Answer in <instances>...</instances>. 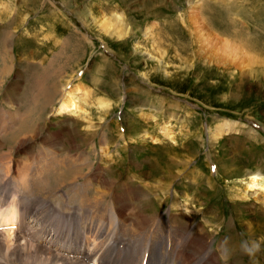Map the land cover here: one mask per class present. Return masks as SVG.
I'll list each match as a JSON object with an SVG mask.
<instances>
[{
    "label": "rangeland",
    "instance_id": "374dc122",
    "mask_svg": "<svg viewBox=\"0 0 264 264\" xmlns=\"http://www.w3.org/2000/svg\"><path fill=\"white\" fill-rule=\"evenodd\" d=\"M198 3L218 39L264 56V0H0V183L16 173L17 187L113 240L164 245L171 234L173 250L186 247L182 264H264V193L241 199L247 174L264 175V65L205 55L188 25ZM115 12L120 37L98 23ZM78 86L90 95L79 115L59 116ZM104 97L114 105L101 114ZM224 121L232 133L210 139ZM10 232L0 264H84ZM245 241L259 249L244 252Z\"/></svg>",
    "mask_w": 264,
    "mask_h": 264
},
{
    "label": "bare ground",
    "instance_id": "6f19581e",
    "mask_svg": "<svg viewBox=\"0 0 264 264\" xmlns=\"http://www.w3.org/2000/svg\"><path fill=\"white\" fill-rule=\"evenodd\" d=\"M102 19H99L98 23H100L101 25V30L103 31V33L105 32H108L110 30H115L116 31V35H118V37L122 36L123 34H126L127 32V28L125 27V22H124V17L122 15H120V13H113L111 18H106V17H101ZM189 23L188 25H190V28L192 30V33H193V36L194 38L197 40V43L200 44V47L202 48V50H204L206 52L205 55H210L211 57L214 56V58H219L221 59V63L222 61H225V62H228L229 64L235 66L236 68L238 67V65L240 64H247L249 65V62L251 63H254V64H261V65H264V56H257L255 55L254 53H251L247 50V48L242 44L240 45L238 40H230V39H227V40H220V38L218 39L216 36V34H214L213 32H210L208 30V27L205 25V22H203V16L201 14V4L198 3L196 4V6H194L192 8V12L190 13L189 15ZM188 21V20H187ZM127 23V22H126ZM127 26V25H126ZM77 32V31H76ZM78 33V32H77ZM150 35L152 37V39H154V41L157 42L156 38L158 37L156 32L153 33L152 32V29L150 30ZM201 52V51H200ZM203 54V53H201ZM216 58V60H217ZM105 60V59H104ZM107 61V60H105ZM108 62V61H107ZM110 63V62H109ZM112 64H110L109 66H111ZM245 65V66H247ZM114 67V65H112ZM244 67V65H242ZM116 69V67H115ZM57 89H58V86H56L53 90L54 93H57ZM49 93V92H48ZM78 93L80 94V96L78 95ZM66 98L61 101V104L58 108V112H59V115H63V114H69V115H79L80 113V102L82 100H86L90 95L85 92V91H81L79 86L72 92H68L66 94ZM119 96V95H117ZM46 99V97L44 98ZM50 98H48V101H49ZM99 106L100 109L102 110L101 114H103L104 112L105 113H108L109 111V108L112 107L113 108V105L114 103L112 102V99L108 98V97H104V98H99ZM127 99V98H126ZM51 102V101H50ZM48 103V102H47ZM11 104V103H10ZM47 106V104H45ZM45 105H43V107H45ZM49 105V104H48ZM13 107V106H12ZM44 110V109H43ZM40 111V110H39ZM40 113V112H39ZM103 118V117H102ZM33 122V121H32ZM31 122V123H32ZM28 124L25 128H24V131H27L28 132V129H30V125L32 124ZM235 124H233L232 122L230 121H224L223 124L219 125V126H215V128H211V131L210 133L212 134V140H217L219 137L225 135V134H228V133H232L231 131L233 130ZM165 129V128H164ZM210 130V129H209ZM235 130V129H234ZM26 135V134H25ZM28 135V134H27ZM168 135V129L167 130H164V136L166 137H169L167 136ZM24 136V134H23ZM31 136V134H30ZM22 137V136H21ZM20 137V138H21ZM26 138V136H24ZM28 137V136H27ZM29 138V137H28ZM23 139V138H22ZM30 139V138H29ZM153 142H154V145H159L160 142L159 140H155V139H152ZM17 142V140H16ZM19 142V141H18ZM24 142V141H23ZM17 144V143H16ZM19 144V143H18ZM20 145V144H19ZM24 146V145H23ZM54 148V146L56 145H52ZM14 147V146H13ZM17 148V146H16ZM50 148V147H49ZM14 149V148H12ZM53 150V149H52ZM1 155V153H0ZM4 155V154H3ZM172 161H170L169 163H171ZM33 164L36 163V162H32ZM34 167V165H33ZM171 167V165H170ZM168 167V170L165 171V178L166 180H168L167 182L168 183H158L157 186H162L163 187V190L165 189H169V186H170V181H171V178H173V170ZM247 178L245 179V185H247L246 189H245V193L244 195H242L241 199H244L247 194L249 193H252V192H249V191H258L260 189V191H262L264 193V175H262L261 173H255V174H247L246 176ZM31 180V181H30ZM28 180V183H32V179ZM103 180V179H102ZM94 182V181H93ZM103 182V181H102ZM107 182V181H106ZM98 183V182H97ZM108 184V183H107ZM157 184V183H156ZM18 185V181H17V175L16 173H12L10 176H9V182L7 183H0V189L5 187V188H8L10 190H14L13 192V195L15 196L17 194V192H27L19 187H17ZM104 185V184H103ZM160 189V188H159ZM100 190V189H99ZM130 190V189H129ZM115 192V191H114ZM249 192V193H248ZM29 193V192H28ZM260 193V192H259ZM105 194V193H103ZM120 194V193H119ZM102 195V193H101ZM253 195V194H252ZM114 196V194H113ZM131 202L135 201V200H138V198L136 197V195H134L132 198H130ZM126 201V200H125ZM36 205H34V208L35 210L39 209L38 213H37V218L39 220H45L46 217L45 215L48 216L49 212L51 211L52 212V215L54 217L55 220H64V221H69L68 223H71L72 225H74L75 223H77L78 221H75V220H78V218H76L77 216L74 214V215H66V216H63L61 215L59 212H56V211H53L51 209H49V205L46 201H41V200H37V203H34ZM119 205V204H118ZM97 206V205H96ZM127 206V205H126ZM132 207V206H131ZM136 208V207H135ZM134 208V209H135ZM117 209V208H116ZM137 209V208H136ZM128 211V210H127ZM134 211V210H132ZM121 212V216L122 218L124 219V223H127L128 222V219L129 217L127 216L128 214L125 213V211H120ZM46 213V214H45ZM129 213H131V211H129ZM143 214V213H142ZM130 216V215H129ZM133 219V215H131ZM130 216V217H131ZM135 216V215H134ZM141 217V215H139ZM145 216V215H144ZM172 216V215H171ZM177 216V215H176ZM173 217V216H172ZM138 218V217H137ZM142 218V217H141ZM140 218V219H141ZM145 218V217H144ZM144 218H142L143 220H145ZM153 218V217H152ZM151 218V219H152ZM118 219V218H117ZM147 219V218H146ZM130 221V220H129ZM89 222V221H88ZM118 222H119V219L118 221L116 222V226H118ZM141 222V221H140ZM155 222V221H154ZM120 223V222H119ZM135 223V222H134ZM156 223V222H155ZM176 223V222H175ZM105 224L108 225L109 224V217L106 215L105 216ZM151 224V223H150ZM135 225V224H134ZM163 225V224H162ZM173 225V224H172ZM178 225V224H177ZM130 227V225H128ZM145 226V225H144ZM147 226V225H146ZM159 226V225H158ZM76 227V226H75ZM91 227V226H90ZM120 227V225H119ZM152 227V226H151ZM134 228V227H133ZM144 228V227H143ZM138 229V228H136ZM140 229V228H139ZM134 230V229H133ZM144 230V229H143ZM147 230V229H146ZM151 230V229H150ZM190 230V229H189ZM200 230V229H199ZM138 231V230H137ZM140 231V230H139ZM142 231V230H141ZM8 232V231H6ZM5 232H0V235L3 234ZM15 233V232H14ZM36 233V232H35ZM139 233V232H138ZM203 233V232H202ZM8 234V240L10 241L12 236H13V233L10 232V233H7ZM196 234V232H195ZM107 235V234H105ZM174 235V234H173ZM191 235V234H190ZM25 235H23L24 237ZM104 236V235H103ZM108 236V235H107ZM152 236V235H151ZM168 236L171 237V234H167V239L165 240L164 239V246L166 247H169L171 250H173V244H172V239L169 238ZM176 236V235H175ZM120 237L121 238V241L123 240L121 235L119 236H115L114 235V240L116 242H118L117 238ZM188 237V236H187ZM191 237V236H190ZM76 238H78L76 236ZM193 238V237H192ZM195 238V237H194ZM18 241V240H17ZM118 242V243H121ZM194 241V240H193ZM198 242V241H197ZM212 242V241H211ZM146 243L148 244H154V238L152 239L151 237L146 241ZM189 243V242H188ZM195 243V242H194ZM204 243V242H203ZM123 244H127V241L124 242ZM198 244V243H197ZM195 244V245H197ZM202 244V243H200ZM199 244V245H200ZM212 244V243H211ZM205 245H207L205 243ZM178 248L177 250H173L174 252H176L177 254L181 255L182 256V259L183 261L185 260L184 258V255L186 253V247L185 246H182V244H178L177 245ZM176 248V247H175ZM200 248V247H199ZM202 248V247H201ZM206 248V247H205ZM37 250V249H36ZM192 251V250H191ZM193 252V251H192ZM195 252V251H194ZM199 253V252H198ZM191 254V253H189ZM195 254V253H194ZM200 254V253H199ZM218 254V253H217ZM26 255V254H25ZM198 255L197 253L194 255L196 256ZM215 257V256H214ZM65 258V257H63ZM199 258H201V256H199ZM220 258V257H219ZM209 257H205L203 262L202 263H205L207 264V261H208ZM70 260V259H68ZM74 260H79V259H73V260H70V261H74ZM81 261V260H79ZM211 261V260H210ZM13 262V261H12ZM28 262V261H27ZM66 262V260H65ZM200 262V261H199ZM31 263V262H29ZM213 262L211 261L210 264H212ZM215 263V262H214ZM9 264V263H8ZM41 264H43V260L41 259ZM69 264V262H68ZM71 264V262H70ZM183 264H195L194 262H192L191 260L190 261H185ZM198 264V263H196Z\"/></svg>",
    "mask_w": 264,
    "mask_h": 264
},
{
    "label": "clouds",
    "instance_id": "9594fccd",
    "mask_svg": "<svg viewBox=\"0 0 264 264\" xmlns=\"http://www.w3.org/2000/svg\"><path fill=\"white\" fill-rule=\"evenodd\" d=\"M241 248L246 253H252L254 250H258L259 249V245L256 244L255 242H253L252 245L250 246L248 244V242L245 241V242L242 243Z\"/></svg>",
    "mask_w": 264,
    "mask_h": 264
},
{
    "label": "crops",
    "instance_id": "0c3cea01",
    "mask_svg": "<svg viewBox=\"0 0 264 264\" xmlns=\"http://www.w3.org/2000/svg\"><path fill=\"white\" fill-rule=\"evenodd\" d=\"M60 54L62 55V52H61V53L59 52L58 55L54 57L53 61H57V60H58L57 58H59ZM62 56H63V55H62ZM60 57H61V56H60ZM57 110H58V109H57ZM57 110H56V112H57ZM32 112H33V111H32ZM32 112H30V113H32ZM30 113H29V114H30ZM29 114H28V116H29ZM59 116H60V115H59ZM63 116H64V115H63ZM66 116H67V115H66Z\"/></svg>",
    "mask_w": 264,
    "mask_h": 264
}]
</instances>
